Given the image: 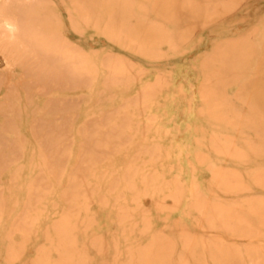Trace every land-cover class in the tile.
I'll return each instance as SVG.
<instances>
[{"label":"rangeland","instance_id":"374dc122","mask_svg":"<svg viewBox=\"0 0 264 264\" xmlns=\"http://www.w3.org/2000/svg\"><path fill=\"white\" fill-rule=\"evenodd\" d=\"M3 39L70 84L0 52V264H264V0H0Z\"/></svg>","mask_w":264,"mask_h":264},{"label":"bare ground","instance_id":"6f19581e","mask_svg":"<svg viewBox=\"0 0 264 264\" xmlns=\"http://www.w3.org/2000/svg\"><path fill=\"white\" fill-rule=\"evenodd\" d=\"M7 4H4V5H7ZM7 8L14 9L13 7H10V5H8V7H6V9ZM18 10H20V9H18ZM6 32H8V35L14 34L13 27L11 26V24L7 25V31ZM27 34H28V25L23 23L22 24V30H21V39L18 38V40H20L21 42H25ZM20 41H14V42L20 43ZM8 44H10L13 47L7 46ZM27 45H28L27 49H25L23 52H20V49H17L14 47L13 42L6 41V40H4V41L0 40V52L4 56H6L7 58L10 59V61L14 65V68L18 67V64H22V66L24 68L25 77L23 75L20 80L18 79V84L21 87V89H22L21 84L30 75L33 78L34 83L39 82L44 87L50 88L54 85H60V84L69 85L70 84V61H63V62L57 61L58 59L55 60L54 56L52 54L42 55V53L36 52L37 57L42 59V60H40V63L38 62L39 63L38 64L35 59L31 58V57H33V54L30 55V53H28L30 49H33L34 45L29 41H27ZM31 62H33L35 64L34 65L35 68L39 67L38 70L36 71V74H30L29 73V72H32L29 70ZM51 66H54V69H56L57 72L52 71V69H50ZM12 75L13 74L11 72H5V71L0 70V80L3 81V83L5 85H8L10 83L9 79L11 78ZM15 82L16 81H14V83ZM40 90H41V88H40ZM63 103H67V102L65 101ZM58 158L56 159L57 161H58Z\"/></svg>","mask_w":264,"mask_h":264}]
</instances>
